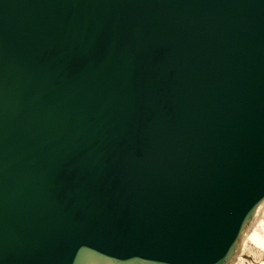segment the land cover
I'll list each match as a JSON object with an SVG mask.
<instances>
[{
    "label": "water",
    "instance_id": "95a60500",
    "mask_svg": "<svg viewBox=\"0 0 264 264\" xmlns=\"http://www.w3.org/2000/svg\"><path fill=\"white\" fill-rule=\"evenodd\" d=\"M264 203V0H0V264H234Z\"/></svg>",
    "mask_w": 264,
    "mask_h": 264
},
{
    "label": "rangeland",
    "instance_id": "374dc122",
    "mask_svg": "<svg viewBox=\"0 0 264 264\" xmlns=\"http://www.w3.org/2000/svg\"><path fill=\"white\" fill-rule=\"evenodd\" d=\"M264 219V213L260 217ZM235 264H264V246L255 235H251L244 246H241Z\"/></svg>",
    "mask_w": 264,
    "mask_h": 264
},
{
    "label": "bare ground",
    "instance_id": "6f19581e",
    "mask_svg": "<svg viewBox=\"0 0 264 264\" xmlns=\"http://www.w3.org/2000/svg\"><path fill=\"white\" fill-rule=\"evenodd\" d=\"M262 212L264 213V203L260 206L256 215V219L253 222L251 228L245 234L242 246H244L251 235H255L258 238L260 244L264 246V219H262V216L260 217V214H262Z\"/></svg>",
    "mask_w": 264,
    "mask_h": 264
}]
</instances>
